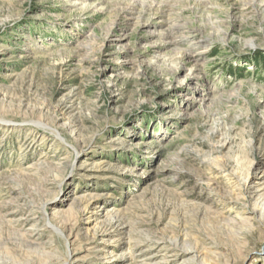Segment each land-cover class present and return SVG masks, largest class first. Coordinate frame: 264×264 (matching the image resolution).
<instances>
[{
    "label": "rangeland",
    "instance_id": "374dc122",
    "mask_svg": "<svg viewBox=\"0 0 264 264\" xmlns=\"http://www.w3.org/2000/svg\"><path fill=\"white\" fill-rule=\"evenodd\" d=\"M155 263L264 264V0H0V264Z\"/></svg>",
    "mask_w": 264,
    "mask_h": 264
},
{
    "label": "bare ground",
    "instance_id": "6f19581e",
    "mask_svg": "<svg viewBox=\"0 0 264 264\" xmlns=\"http://www.w3.org/2000/svg\"><path fill=\"white\" fill-rule=\"evenodd\" d=\"M176 26V25H175ZM202 52H204V51H202ZM197 56H199V55H197ZM195 76V75H194ZM251 176V175H250ZM250 176H248L249 178H244L245 179V182H248L249 180H251V183L254 181V180H256V179H258L257 177H253V178H251ZM259 176V175H258ZM50 181V180H49ZM250 182V181H249ZM254 184V183H253ZM243 191V190H242ZM241 192V191H240ZM249 195V194H248ZM249 197V196H248ZM51 203H52V201H50V202H45L44 204H43V207L46 209V207L48 206V205H51ZM26 222V221H25ZM54 229L56 230V231H58V232H61V233H63V231H61L59 228H57V226H54ZM179 251V250H178ZM175 255V254H174ZM180 255V254H179ZM182 257V256H181ZM185 261V260H184ZM181 262H182V260H181ZM156 264V263H155Z\"/></svg>",
    "mask_w": 264,
    "mask_h": 264
}]
</instances>
